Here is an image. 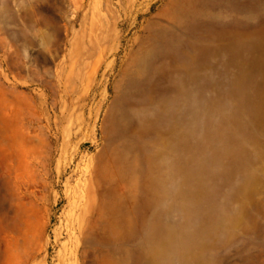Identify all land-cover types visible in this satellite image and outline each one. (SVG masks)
I'll list each match as a JSON object with an SVG mask.
<instances>
[{
    "label": "rangeland",
    "instance_id": "374dc122",
    "mask_svg": "<svg viewBox=\"0 0 264 264\" xmlns=\"http://www.w3.org/2000/svg\"><path fill=\"white\" fill-rule=\"evenodd\" d=\"M0 264H264V0H0Z\"/></svg>",
    "mask_w": 264,
    "mask_h": 264
}]
</instances>
